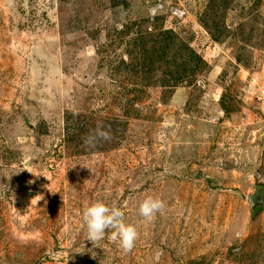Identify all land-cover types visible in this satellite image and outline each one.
Returning a JSON list of instances; mask_svg holds the SVG:
<instances>
[{
	"label": "rangeland",
	"instance_id": "obj_1",
	"mask_svg": "<svg viewBox=\"0 0 264 264\" xmlns=\"http://www.w3.org/2000/svg\"><path fill=\"white\" fill-rule=\"evenodd\" d=\"M255 194L264 0H0V264H264ZM96 201L136 227L130 252L88 241Z\"/></svg>",
	"mask_w": 264,
	"mask_h": 264
},
{
	"label": "clouds",
	"instance_id": "obj_2",
	"mask_svg": "<svg viewBox=\"0 0 264 264\" xmlns=\"http://www.w3.org/2000/svg\"><path fill=\"white\" fill-rule=\"evenodd\" d=\"M96 138L108 140L111 138L110 131L98 125L95 136L86 142L91 143ZM164 206L161 199L148 196L139 205V215L151 220ZM83 221L88 241L92 243L102 241L107 236L110 241H118L125 252H130L135 246L138 238L136 227L126 223L124 211L119 207H110L102 201L90 203L83 210Z\"/></svg>",
	"mask_w": 264,
	"mask_h": 264
},
{
	"label": "trees",
	"instance_id": "obj_3",
	"mask_svg": "<svg viewBox=\"0 0 264 264\" xmlns=\"http://www.w3.org/2000/svg\"><path fill=\"white\" fill-rule=\"evenodd\" d=\"M216 29V26H215ZM160 41L161 44H164V42L166 41V38L160 39V38H143L141 36H138L135 38V46L136 48H142L143 50H146L148 53V58L150 61L154 60L153 57L157 56V60H162L163 61V57L160 54H157L158 52L161 53L163 55H168L169 57L172 56V54L170 52H168V50L166 49H159L157 47H159L161 44L158 42ZM169 53V54H168ZM137 58V57H136ZM170 59H172V62L170 61V65L171 66H180V64L178 62H176L177 60L172 56L170 57ZM145 63V60H144Z\"/></svg>",
	"mask_w": 264,
	"mask_h": 264
},
{
	"label": "water",
	"instance_id": "obj_4",
	"mask_svg": "<svg viewBox=\"0 0 264 264\" xmlns=\"http://www.w3.org/2000/svg\"><path fill=\"white\" fill-rule=\"evenodd\" d=\"M250 202L253 206H256L257 204L260 205V204H263L262 202H264V200H260L258 199V196L257 194L251 196L250 198Z\"/></svg>",
	"mask_w": 264,
	"mask_h": 264
}]
</instances>
